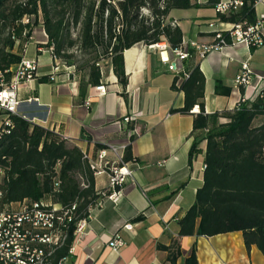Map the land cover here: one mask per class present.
Instances as JSON below:
<instances>
[{
    "label": "crops",
    "instance_id": "obj_1",
    "mask_svg": "<svg viewBox=\"0 0 264 264\" xmlns=\"http://www.w3.org/2000/svg\"><path fill=\"white\" fill-rule=\"evenodd\" d=\"M190 1L192 7L172 9L167 15L180 28L181 45L187 48L188 57L177 60L165 41L149 46L136 43L123 51L127 100L121 95L122 86L110 62L101 67L100 84L81 91L80 76L51 57L41 14L32 26L22 58L37 60V76L20 84L19 103L36 102L46 107L45 116L35 122L74 140L89 155H95L97 144L124 146L119 149L122 155L130 146L132 155V160L123 162L131 175L125 178L114 199L105 196L100 207L90 210L85 226L74 234L64 264H171L162 246L177 238V221L193 204L202 184L206 145L205 140L201 141L200 152L189 163L193 116L170 112L184 102V93L171 88L174 76L183 77L198 63L205 77L206 113L232 110L240 100L252 101L264 89V42L249 47L230 40L209 49L203 57L189 46L190 42L203 46L218 43L216 30L226 33L232 23L219 20L215 6L231 0ZM254 9L258 18L264 12V0H255ZM34 20L30 18L31 23ZM17 47L18 42L15 51ZM244 62L251 71V82L246 87H234ZM174 63L175 70L170 69ZM16 66L10 67L9 79ZM46 75H51L52 80L38 82ZM98 86L105 91L99 93ZM197 112L195 106L193 113ZM5 121L6 115L0 109V126ZM262 121L264 117H258L255 122ZM109 156L115 159L112 153ZM94 184L97 192L112 193L107 174L94 176ZM125 224H131V229L124 228ZM116 233L122 245L112 248L107 242ZM178 239L181 254L173 264H183L193 246L198 264H264L261 252L255 245L247 248L240 232Z\"/></svg>",
    "mask_w": 264,
    "mask_h": 264
},
{
    "label": "trees",
    "instance_id": "obj_2",
    "mask_svg": "<svg viewBox=\"0 0 264 264\" xmlns=\"http://www.w3.org/2000/svg\"><path fill=\"white\" fill-rule=\"evenodd\" d=\"M254 3L243 0L237 8L218 13V19L253 24ZM192 6L190 0H0V72L9 80V69L21 61L41 14L46 45L57 61L81 73L79 89L99 85L101 67L110 62L127 100L123 51L136 43L149 46L162 41L170 49L179 48L181 30L167 15L172 9ZM223 37L230 41L226 33ZM75 47L90 56L79 67L71 52ZM51 80V75L38 78V82ZM204 85L198 63L187 76L175 75L171 83L173 90L184 93V102L170 112L193 116L189 163L200 152L201 141L206 145L202 184L193 204L177 221V238L162 249L173 264L181 254L179 237L240 232L245 246L255 245L264 257V121L255 122L264 117V89L252 101L240 100L232 110L206 113ZM195 106L197 113H193ZM46 111L36 102L19 103L15 113L3 111L10 124L0 126V208L43 200L60 207L56 213L63 216L60 228L66 237L51 256L55 264L69 255L76 223L87 218L89 209L104 196L95 190L93 171L74 140L35 122ZM219 117L227 120L219 122ZM130 160V146H126L122 162ZM183 264H198L195 246Z\"/></svg>",
    "mask_w": 264,
    "mask_h": 264
},
{
    "label": "built area",
    "instance_id": "obj_3",
    "mask_svg": "<svg viewBox=\"0 0 264 264\" xmlns=\"http://www.w3.org/2000/svg\"><path fill=\"white\" fill-rule=\"evenodd\" d=\"M242 1L231 0L218 3L215 6V10L217 13H226L230 9L240 6ZM225 32L230 40L244 42L249 47H257L263 44L264 12L256 18L253 24L232 23ZM215 37L218 43L214 46H203L195 42H190L189 46L197 51L199 57H203L209 49L225 44V38L221 30H216ZM51 50L52 48L49 47L51 57L57 61ZM171 52L177 60L185 59L189 55L187 48L182 45L177 49H171ZM169 68L175 70V63L170 65ZM37 70L38 62L36 59L22 58L9 80L5 79L4 72H0V109L9 113L16 112L19 104L18 88L20 84L34 80L37 76ZM183 76H187V74ZM250 82L251 71L247 62H244L241 64L240 71L235 78L234 87H246ZM96 89L99 93L105 91L103 86H98ZM124 120L129 121V118L125 117ZM4 123L6 125L10 124L8 120ZM123 148L124 146L116 147L110 145L98 149L95 155H89L83 151V158L86 159L94 176L101 173H105L108 176V187L112 190V193L105 195L104 191H101L104 197L107 196L114 199L118 193V190L114 188L116 186L120 187L125 178L131 175V171L122 162L120 150ZM110 153L113 154L115 159H111ZM116 162L122 165L118 166ZM100 206L101 200L89 210ZM59 208L57 204H51L48 200L22 202L16 206L0 208V264H53L51 256L66 237V234L60 228L63 216L56 213ZM87 218L76 223L74 234L85 226ZM69 219L67 217V220ZM131 227V224L124 225L126 229H131ZM107 244L112 248L121 246L122 241L119 234L116 233L112 236ZM66 258L59 259L55 264H64Z\"/></svg>",
    "mask_w": 264,
    "mask_h": 264
},
{
    "label": "rangeland",
    "instance_id": "obj_4",
    "mask_svg": "<svg viewBox=\"0 0 264 264\" xmlns=\"http://www.w3.org/2000/svg\"><path fill=\"white\" fill-rule=\"evenodd\" d=\"M71 52H73L74 55H75V57H74V62H75V65L78 66V67L81 66L82 64H84L85 60H87V59L90 58L89 54H87V53H80V52L76 49V47H75L74 49H72ZM57 62H58L59 64L65 65V63H64L63 61H61V60H58ZM65 66H67V65H65ZM70 67L72 68V70H73L74 73H76V74L79 75V76L81 75L80 72H76V71H75L74 66H70Z\"/></svg>",
    "mask_w": 264,
    "mask_h": 264
},
{
    "label": "bare ground",
    "instance_id": "obj_5",
    "mask_svg": "<svg viewBox=\"0 0 264 264\" xmlns=\"http://www.w3.org/2000/svg\"><path fill=\"white\" fill-rule=\"evenodd\" d=\"M128 58V57H127ZM232 237V236H231ZM239 240V239H238ZM231 244H232V242H231ZM239 246V245H238Z\"/></svg>",
    "mask_w": 264,
    "mask_h": 264
}]
</instances>
